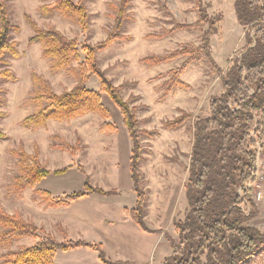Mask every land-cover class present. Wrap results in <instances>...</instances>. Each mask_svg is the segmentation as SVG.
<instances>
[{"label": "trees", "instance_id": "16d2710c", "mask_svg": "<svg viewBox=\"0 0 264 264\" xmlns=\"http://www.w3.org/2000/svg\"><path fill=\"white\" fill-rule=\"evenodd\" d=\"M83 1L54 0L41 5L38 12L43 16L56 12L63 19L76 24L82 33H86L89 20ZM130 1L120 0L116 7L117 14L113 17L112 29L104 41L95 45H81L76 39L65 37L53 26L40 28L25 16L33 31L28 44H39L41 57L49 61L52 73L65 72L76 78L77 83L72 89L57 94L42 76L31 73L33 90L23 104L34 105L35 110L19 125L25 129L39 130L45 128L49 121L66 123L92 113L103 120L99 125V132L105 135L116 134L118 128L109 122L111 113L102 102L101 93H104L119 111L122 126L130 142L129 172L131 191L136 200L132 208H124L125 218L130 219L144 233L162 234L167 238L171 254L163 259L162 264H242L264 247V230L249 225L257 217L258 211L250 191L244 188L254 182L255 147L264 137V3L262 0H234V15L237 23L245 28L246 45L231 55L225 70L216 64L210 46L211 37L218 32L217 25L221 23L223 15L210 17L206 11L208 5L202 0H196V23L176 24L168 31L171 33L175 29L207 25L198 48L184 44L165 55H150L142 59L147 67H154L187 57L186 61L170 72L171 78L166 82V92L173 88H185L180 76L199 55L206 58L221 84V93L209 100L208 116L193 118L180 110L178 117L162 124L163 128L172 130L183 126L190 119L193 121V140L184 183L187 208L182 220L172 222L178 233V242H175L165 231L151 229L145 219L148 197L143 187V172L140 167V135L152 137V134L139 129L137 108L130 107L129 101L123 99L121 89L126 84L114 86L98 68L96 59L98 52L114 42L131 39L130 36L120 34ZM12 32H19V27L11 24L6 2L0 0V64L6 67L9 63L3 60L5 54L13 59L20 57L16 42L10 39ZM80 50L84 54L82 61ZM74 62L78 63L76 68L73 66ZM93 76L98 80V90L86 86ZM0 79L17 81L15 74L8 68L0 70ZM6 115L0 112V118ZM2 139H6V134L0 130V140ZM80 141L79 138L76 140V146L64 143L54 145L53 149L76 157L80 151ZM10 153L17 158L19 168L12 184L14 193L33 189L37 205L43 210L68 207L72 202L91 194L103 197L120 194L117 189L105 190L92 186L90 177L78 160L75 162V170L84 177L82 190L53 195L36 189L46 177L64 175L72 167L50 170L41 163L37 150L29 155L19 147ZM26 238L35 241L31 245L2 254L0 264H55L54 258L58 251L80 247L97 252L99 260L104 264H133L129 261L109 262L104 256L101 244L82 240L58 242L44 228H38L20 213H7L0 206V247L8 248L14 241Z\"/></svg>", "mask_w": 264, "mask_h": 264}, {"label": "rangeland", "instance_id": "374dc122", "mask_svg": "<svg viewBox=\"0 0 264 264\" xmlns=\"http://www.w3.org/2000/svg\"><path fill=\"white\" fill-rule=\"evenodd\" d=\"M40 0H5L12 25L19 27V32L11 33V41L16 42L18 59L5 54L3 60L9 66L0 64V70L11 69L17 81L9 82L0 79V112L6 117L0 118V130L6 134V139L0 140V206L7 213H20L26 220L38 228L45 229L46 212L37 205L33 189L14 193L12 187L14 178L18 175V160L10 153L11 150L22 147L33 155L37 150L41 163L48 169H60L65 166L75 170L78 160L90 175L91 185L102 189H111L122 183L123 175H128L129 139L122 118L110 99L101 93L102 102L111 113L112 122L118 133L105 135L99 132L102 119L97 114L89 113L70 122L49 121L45 128L29 130L19 123L35 110L34 105H24V100L33 90L30 74L42 76L55 93L70 90L77 79L65 72L52 73L48 60L41 57L38 43L29 45L28 39L33 35L31 27L25 20L28 16L38 27L53 26L69 39H76L81 45H95L104 41L113 27V17L120 0H84L88 10L89 26L86 33L71 21L63 19L58 13L43 16L38 9L44 3ZM78 2L80 0H74ZM208 5L206 11L210 17L218 14L223 19L217 25L218 32L211 37L212 57L219 68L225 70L226 62L234 52H239L246 45L245 28L237 23L234 10V0H202ZM264 3V0H262ZM198 21L196 0H131L126 10V19L122 23L120 34L130 36L128 41H116L108 48L96 54L98 68L103 71L114 86L126 84L121 89L124 100L130 107H136V116L140 120L139 129L152 134L148 137L140 135L142 145L141 169L143 172V187L147 191L145 219L151 229L165 231L171 239L178 242V233L173 220H182L186 212L184 183L187 178V168L192 146V119L186 121L177 129H165L162 124L180 115V110L193 118L209 115V100L221 93V84L215 71L206 58L199 55L180 76L185 88H173L166 92V82L171 78V71L178 68L187 57H181L166 64L147 67L142 59L150 55L162 56L181 48L180 45L191 44L198 48L201 45L202 32L207 25L188 29H175L176 24H193ZM252 35V31H251ZM81 48V46H79ZM80 61L84 54L79 52ZM78 63L74 62L76 68ZM89 89L98 90V80L91 77L86 84ZM55 138V139H54ZM80 151L76 157L69 153L53 149L57 144L76 146ZM264 137L258 141L262 143ZM257 146V145H256ZM256 153V147H255ZM60 177L49 176L47 188L58 186ZM68 191L74 192L75 185L59 184ZM258 198L261 189H256L253 183L244 187ZM37 189V188H36ZM260 219L264 220V216ZM253 220V219H252ZM249 222V225L259 229L263 224ZM264 222V221H263ZM49 231H52L48 228ZM259 230H264L259 229ZM54 239L62 241L56 235ZM14 241L8 248L0 247V256L24 246L31 245L35 240L26 238ZM160 241L152 254L154 264H160L165 256L171 254L167 238ZM63 242V241H62ZM242 264H264V247Z\"/></svg>", "mask_w": 264, "mask_h": 264}, {"label": "crops", "instance_id": "0c3cea01", "mask_svg": "<svg viewBox=\"0 0 264 264\" xmlns=\"http://www.w3.org/2000/svg\"><path fill=\"white\" fill-rule=\"evenodd\" d=\"M130 155V145H129ZM129 170V166H128ZM73 168L60 176L57 180L61 182L56 186L47 188L46 180L43 179L37 189L48 191L53 195L72 193L59 184L75 185L74 192L83 188L84 177L79 174H72ZM88 174V172H86ZM123 175L122 183L125 186H115L120 194L117 196L103 197L91 194L75 202L68 207L49 208L45 210L47 219L45 221V231L53 238L56 235L62 237V241L82 240L93 244H101L104 256L109 262L129 261L133 264H154L152 254L156 250L162 234H147L136 226L130 219L125 218L124 208H132L135 205V195L132 193V183L130 172ZM89 177H91L89 175ZM257 190L259 188H256ZM108 190V189H105ZM258 215L252 223L263 224L264 220V187L260 196H253ZM50 228L52 231H49ZM258 228V227H257ZM26 240V239H25ZM23 241V240H21ZM61 241V242H62ZM167 257V256H165ZM55 264H104L99 260L98 253L89 248H75L68 251H58L54 258ZM162 264V262L160 263Z\"/></svg>", "mask_w": 264, "mask_h": 264}, {"label": "built area", "instance_id": "2783aa9c", "mask_svg": "<svg viewBox=\"0 0 264 264\" xmlns=\"http://www.w3.org/2000/svg\"><path fill=\"white\" fill-rule=\"evenodd\" d=\"M254 184L257 188L264 187V141L256 146V161L253 173ZM260 193H258V196Z\"/></svg>", "mask_w": 264, "mask_h": 264}]
</instances>
